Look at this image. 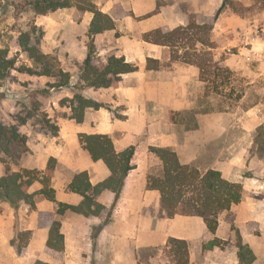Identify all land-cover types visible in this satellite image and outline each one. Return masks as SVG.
<instances>
[{"label":"crops","instance_id":"1","mask_svg":"<svg viewBox=\"0 0 264 264\" xmlns=\"http://www.w3.org/2000/svg\"><path fill=\"white\" fill-rule=\"evenodd\" d=\"M139 1L140 3L136 0H94L102 12L110 15L115 21H120L116 18V10L121 9L125 15L123 20L127 24L126 32L133 33L131 36L127 35L121 48L120 40L115 36L116 29L93 36L94 44L100 53L99 57L104 56L105 58H102L107 59L112 55L125 56L140 69L124 74L116 88L92 89L90 92L86 91L88 92L86 95L111 105L113 109H119L118 113L124 118H118L113 111L105 108L99 110L91 108L86 111L84 122L77 123L70 117V108L66 107L63 110L66 115L56 120L60 127L59 136L38 134L28 140L30 153L22 157L19 168L45 172L49 161L54 158L56 165L52 187L56 191V201L37 194L36 210H31L25 204L18 209L9 203L3 204L0 219L10 220L12 229L7 241L9 252L17 256L20 262L27 259V256H35L36 260H44L50 264H92L93 259L96 260L93 262L99 264H127L120 262L119 259L117 261L116 256L121 255L122 259H125V254L129 253L130 264H174L165 252V256L163 251L156 255L150 252L152 248L165 247L168 239L175 237L187 240L190 249L189 264H230L220 247L216 246L213 249L204 247L216 238H224L219 234L221 226L215 234L210 232L205 224L202 236L167 232L162 245L154 246L151 242L159 223L162 225L165 222L164 226L166 227V223L169 226L173 223L170 221L182 215L169 218L161 206L160 192L147 189L149 174L155 168H162L160 158L150 151V147L171 148L177 152L184 164L198 166L209 160L205 170L211 168L219 170L216 165H212V142L223 136L226 128L222 122L212 120L216 118L212 117V112L200 111L198 99L203 98L200 93L204 83L200 80L198 67L172 61L168 47L143 40V35L151 30L177 27V24L170 26V20L167 19L162 20L161 26L152 29L141 25L143 19L169 16L174 11L178 13L175 0L162 6L157 14L149 18L144 17L156 11L157 1L149 0L150 5L156 6L150 12H140L139 5L145 6L147 0ZM216 5L217 2L214 8ZM87 16L88 31L93 17L90 13L85 15ZM135 17L142 19L136 20ZM112 37H115L113 41L110 40ZM107 39L110 43L106 42ZM87 53H81V63ZM148 58L158 59L162 67L148 69ZM186 114L195 121L192 128H186L183 121L187 118ZM68 123L91 124L88 130H78L73 136L74 141L81 146L80 135L83 133L108 134L119 152L135 146L132 160L135 168L126 176L119 197L109 189L97 196V202L104 206L100 214L86 216L71 210L63 215L57 214L59 203L79 206L84 202L85 197L82 194L69 190L77 173L88 172L92 185H97L112 175L103 160L94 161L85 149L86 153L67 152L66 147L69 144L65 131L68 130ZM4 174L5 172H2L0 177ZM42 188V184L37 182L30 191L39 192ZM50 214L53 216H49ZM52 218L62 222V233L65 238V249L62 252L50 249L47 245ZM27 230L32 231V238L22 253L23 256H20L11 241L19 232ZM237 264H241L238 253Z\"/></svg>","mask_w":264,"mask_h":264},{"label":"trees","instance_id":"2","mask_svg":"<svg viewBox=\"0 0 264 264\" xmlns=\"http://www.w3.org/2000/svg\"><path fill=\"white\" fill-rule=\"evenodd\" d=\"M75 3L72 0H25L17 4L16 8L22 11H33L36 15H45L58 9L70 8ZM76 5L82 12H92L93 20L89 27L91 37L116 28L115 20L102 12L92 0H76ZM158 3L156 11L146 15L149 18L158 13L161 8ZM230 7L236 12L243 9L234 0H224L216 11L212 23H198L194 15H190L187 22L172 29L157 28L146 32L143 40L170 49L171 60L180 61L198 67L200 80L205 84L206 92L223 94L226 90V82L232 78L233 72L228 67L216 61L212 50L216 48L211 33L221 13ZM30 29L23 31L16 37V46L26 53L33 61L34 68L26 69L30 74L45 76L53 79L43 93L70 89L73 96L63 98L61 106H67L71 110V118L77 123H83L88 109L99 110L101 108L113 111L118 118H124L118 113L119 109H113L111 105L87 96L88 88H116L122 81L124 74L139 71L140 67L128 61L125 56H109L106 60L97 56L96 47L91 43L88 53L80 66L77 81H73V75L61 67L58 57L46 54L41 49V41L44 31L32 22ZM16 57L9 56L8 48H0V80L4 79L15 68ZM162 67L158 59L148 58V69ZM26 100V99H25ZM9 121L0 120V156L7 168L0 177V213L3 212V204L9 203L18 209L25 204L31 210H36L37 194L44 195L51 201H56V191L52 187V178L56 160L49 161L46 171L22 168L13 170L10 163H18L20 159L30 152L28 137L21 131L33 117L39 118L42 127L53 136L58 135L60 127L47 113L42 111L39 100L26 101L23 110L10 116ZM262 127L259 128L256 137L257 153L264 157V143L260 141ZM83 148L90 154L94 161L103 160L110 168L112 175L105 181L92 185L88 172L76 174L69 190L82 194L85 199L79 206L59 203L57 214L63 215L71 210L86 216L100 214L104 206L97 202L96 198L104 190H112L119 197L126 176L135 168L132 160L135 155V146L119 152L111 136L108 134L80 135ZM150 151L162 162L161 171L150 173L147 181L148 190H157L161 195V206L169 218L177 215L201 217L210 232L215 234L219 228V215L239 204L245 193L241 182L226 178L220 170H201L192 164L181 162L177 152L171 148L151 146ZM41 183L43 188L39 192H31L35 183ZM45 216V215H44ZM49 216H53L50 214ZM53 219V218H52ZM32 238V231H21L12 240L19 254L28 247ZM47 245L50 249L62 252L65 249V238L62 233V222L53 219L50 226ZM223 247L221 239L216 238L204 247L213 249ZM239 259L241 264H253L257 256L253 249L241 241L238 244ZM164 252L174 264H189L190 249L187 240L170 237L164 247ZM35 264H50L38 260Z\"/></svg>","mask_w":264,"mask_h":264},{"label":"rangeland","instance_id":"3","mask_svg":"<svg viewBox=\"0 0 264 264\" xmlns=\"http://www.w3.org/2000/svg\"><path fill=\"white\" fill-rule=\"evenodd\" d=\"M24 1L0 0V48H8L9 56L16 57L17 60L15 68L0 80V120L9 121L11 115L23 110L26 101L39 100L42 104V111L58 124L57 118H63L66 115L63 110L67 107L61 106L60 101L63 98L72 97V92L67 88L43 93L42 90L48 88V84L53 79L32 75L26 70L34 68V64L28 55L16 46V37L21 32L30 29L29 24L35 22L44 31L41 41L42 51L58 57L61 67L73 75V81H77L82 65L80 62L81 53L88 52L89 45L94 43L93 37L89 35V27L88 31L86 29L88 16L85 17V15L90 13L94 17V14L88 11L82 12L76 5V0H72L75 5L70 8L58 9L45 15H36L33 11H22L16 8L17 4ZM92 1L94 2V0ZM136 1L140 3L139 0ZM156 1L157 5L159 3L162 6L174 2V0ZM223 1L175 0L178 5V13L174 11L169 16L143 19L141 25L144 28L152 29L161 26L164 19L170 20L169 25H183L190 15H194L198 23H212L216 11ZM234 1L243 11L236 12L227 7L221 13L211 33L212 40L216 44V48L212 50L214 58L231 69L232 78L226 82V90L223 94L212 91L207 93L206 88H203L205 84H202L200 95L203 98L198 99V104L200 111L212 112V117H216L212 120L222 122L226 128L223 136L214 143L212 142V165H216L226 178L241 182L245 189L242 201L219 215V227L221 226L219 234L224 236L221 239L223 247L220 248L225 252L230 264H237L238 244L241 241L248 244L255 252L257 259L253 264H264V157H260L257 153L258 146L256 144L260 127L262 130L259 139L264 143V0ZM216 2L217 5L214 8ZM155 8V5H150L149 0L146 1L145 6L140 7L139 5L140 12H150ZM116 11V18L120 21H115L117 31L115 36L119 38V47L121 48L123 40L127 35L131 36L133 33L126 32L127 24L123 20L124 12L121 9ZM125 13L128 12L125 11ZM141 19L142 17L136 18V20ZM114 39L115 37H112L110 40ZM110 40L107 39L106 42L110 43ZM95 47L99 57L98 47L96 45ZM88 89L86 91L90 92L94 88ZM69 94L71 95L68 96ZM186 117L183 120L186 128H192L195 125L194 119L189 114H186ZM38 120V117H33L21 128L28 140L38 134L52 135L42 127ZM87 123L67 124L68 130L65 131L69 144L66 147L67 152L86 153L84 148L74 141L73 136L78 130H88L91 124ZM214 129L216 130V128ZM59 134L60 131L57 136ZM21 160L22 158L18 163L11 162L10 167L13 170L22 169L19 168ZM30 162H35V160H30ZM208 162L209 160L196 166L205 170ZM6 168L7 165L0 156V174L6 172ZM159 171L161 168H155L152 172ZM188 218L191 220H184ZM170 222L173 223H170L169 226L166 223V227L164 226L165 222L162 225L158 224L156 234L151 237L154 246L163 244L167 232L197 236L204 234L205 223L201 217L179 216ZM11 232L10 220L5 221L1 218L0 264H35L38 261L35 256H27V259L20 262L17 256L9 252L7 241ZM146 240L149 241L147 237ZM151 251L150 253L155 255L163 251L165 256L163 246L152 248ZM19 255L23 256V254ZM128 255L129 253L125 254V259L118 255L116 260L119 259L120 262L130 264ZM144 255L146 256V253ZM93 261L96 260L93 259ZM93 261L92 264H99Z\"/></svg>","mask_w":264,"mask_h":264}]
</instances>
